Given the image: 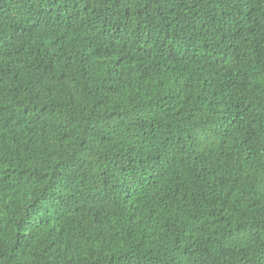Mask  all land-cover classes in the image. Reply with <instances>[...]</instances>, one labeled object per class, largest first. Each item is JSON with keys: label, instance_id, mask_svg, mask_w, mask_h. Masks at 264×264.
Wrapping results in <instances>:
<instances>
[{"label": "trees", "instance_id": "trees-1", "mask_svg": "<svg viewBox=\"0 0 264 264\" xmlns=\"http://www.w3.org/2000/svg\"><path fill=\"white\" fill-rule=\"evenodd\" d=\"M0 264H264V0H0Z\"/></svg>", "mask_w": 264, "mask_h": 264}]
</instances>
